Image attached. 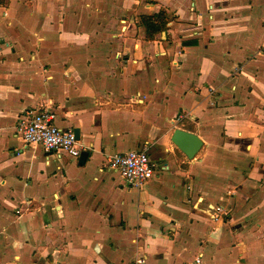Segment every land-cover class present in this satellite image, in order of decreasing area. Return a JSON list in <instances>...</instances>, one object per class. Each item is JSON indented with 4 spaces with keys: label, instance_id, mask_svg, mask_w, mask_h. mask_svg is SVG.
<instances>
[{
    "label": "crops",
    "instance_id": "obj_1",
    "mask_svg": "<svg viewBox=\"0 0 264 264\" xmlns=\"http://www.w3.org/2000/svg\"><path fill=\"white\" fill-rule=\"evenodd\" d=\"M43 110L83 164L23 145ZM142 150L154 174L130 189L107 159ZM197 257L264 264V0H0V264Z\"/></svg>",
    "mask_w": 264,
    "mask_h": 264
},
{
    "label": "built area",
    "instance_id": "obj_2",
    "mask_svg": "<svg viewBox=\"0 0 264 264\" xmlns=\"http://www.w3.org/2000/svg\"><path fill=\"white\" fill-rule=\"evenodd\" d=\"M185 116L175 119V124ZM53 116L48 111H27L21 115L18 131L20 140L25 146L40 145L46 153L60 152L70 158H77L81 147L72 129H61L52 122ZM107 167L116 171L128 188L140 190L153 177L154 164L150 161L146 151H128L117 154L107 159ZM16 213H20L19 210ZM226 213L222 207H215L212 219L224 218ZM201 257L195 259V264H200ZM143 264V259L135 261Z\"/></svg>",
    "mask_w": 264,
    "mask_h": 264
},
{
    "label": "water",
    "instance_id": "obj_3",
    "mask_svg": "<svg viewBox=\"0 0 264 264\" xmlns=\"http://www.w3.org/2000/svg\"><path fill=\"white\" fill-rule=\"evenodd\" d=\"M76 139H79L78 130H74ZM170 142L189 160L193 159L202 147L201 139L194 133L179 128L173 130ZM87 158L86 152L79 155V163L83 164Z\"/></svg>",
    "mask_w": 264,
    "mask_h": 264
},
{
    "label": "trees",
    "instance_id": "obj_4",
    "mask_svg": "<svg viewBox=\"0 0 264 264\" xmlns=\"http://www.w3.org/2000/svg\"><path fill=\"white\" fill-rule=\"evenodd\" d=\"M141 23L148 31L162 32L165 28L166 15L163 11H160L153 17H141Z\"/></svg>",
    "mask_w": 264,
    "mask_h": 264
}]
</instances>
